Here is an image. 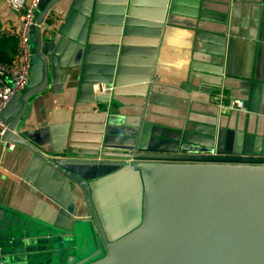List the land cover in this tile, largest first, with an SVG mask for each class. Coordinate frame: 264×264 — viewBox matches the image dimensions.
I'll return each instance as SVG.
<instances>
[{"label": "crops", "instance_id": "1", "mask_svg": "<svg viewBox=\"0 0 264 264\" xmlns=\"http://www.w3.org/2000/svg\"><path fill=\"white\" fill-rule=\"evenodd\" d=\"M54 11L45 30L55 35L49 84L20 126L44 153L86 179L124 165L72 151L97 145L107 107L102 148L226 151L236 140L243 149L252 135L264 151V0H60ZM18 28V14L0 0L8 57ZM102 81L118 100L99 104ZM237 97L246 109L228 106ZM14 212L70 232L81 253L94 248L82 188L29 147L0 142V217Z\"/></svg>", "mask_w": 264, "mask_h": 264}, {"label": "water", "instance_id": "2", "mask_svg": "<svg viewBox=\"0 0 264 264\" xmlns=\"http://www.w3.org/2000/svg\"><path fill=\"white\" fill-rule=\"evenodd\" d=\"M58 1L42 3L36 11L29 80L0 113L5 124L0 142L29 147L82 188L94 248L81 253L70 232L42 220H22L14 212L0 217V264H264V151L254 146L259 145L255 136H248L243 149L236 140L226 151L102 148L107 107L97 145L72 151L125 163L86 179L20 134L31 100L49 84L48 46L55 35L45 30L57 19V12H49ZM113 89L111 83H99V104L119 99ZM238 98L246 109V98Z\"/></svg>", "mask_w": 264, "mask_h": 264}, {"label": "built area", "instance_id": "3", "mask_svg": "<svg viewBox=\"0 0 264 264\" xmlns=\"http://www.w3.org/2000/svg\"><path fill=\"white\" fill-rule=\"evenodd\" d=\"M11 9L18 14L19 28L17 31V46L11 61L0 59V113L11 97L24 88L29 80L32 66L31 33L35 24L36 11L41 8L42 0H4ZM56 20V19H55ZM224 93L221 92L219 103L223 104ZM230 108H244V100L241 98L231 99ZM0 126L4 122L0 119Z\"/></svg>", "mask_w": 264, "mask_h": 264}, {"label": "trees", "instance_id": "4", "mask_svg": "<svg viewBox=\"0 0 264 264\" xmlns=\"http://www.w3.org/2000/svg\"><path fill=\"white\" fill-rule=\"evenodd\" d=\"M4 53V49L0 47V59L3 61H11L13 57H8Z\"/></svg>", "mask_w": 264, "mask_h": 264}]
</instances>
